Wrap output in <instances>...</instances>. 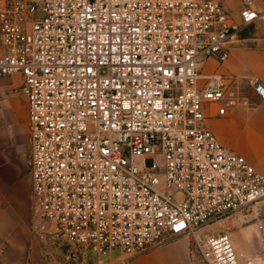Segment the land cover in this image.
<instances>
[{
    "label": "built area",
    "instance_id": "2783aa9c",
    "mask_svg": "<svg viewBox=\"0 0 264 264\" xmlns=\"http://www.w3.org/2000/svg\"><path fill=\"white\" fill-rule=\"evenodd\" d=\"M258 21L255 0H0V76L21 73L28 101L30 235L50 264H135L178 235L204 264H258L207 228L264 197V173L207 127L230 91L202 72Z\"/></svg>",
    "mask_w": 264,
    "mask_h": 264
},
{
    "label": "crops",
    "instance_id": "0c3cea01",
    "mask_svg": "<svg viewBox=\"0 0 264 264\" xmlns=\"http://www.w3.org/2000/svg\"><path fill=\"white\" fill-rule=\"evenodd\" d=\"M230 3L231 0H225ZM264 5V0H255ZM231 48L222 62L206 59L202 72L218 73L228 82L230 94L221 104H210L205 123L228 149L243 154L264 173V98L255 90V78L264 85V23ZM23 76H0V264H50L30 235L31 182L27 165L30 151L28 101L21 90ZM251 207L225 216L224 230L238 253L264 264V197ZM212 230V229H211ZM213 231H215L213 229ZM135 264H204L192 252L185 236L178 235L136 254Z\"/></svg>",
    "mask_w": 264,
    "mask_h": 264
},
{
    "label": "rangeland",
    "instance_id": "374dc122",
    "mask_svg": "<svg viewBox=\"0 0 264 264\" xmlns=\"http://www.w3.org/2000/svg\"><path fill=\"white\" fill-rule=\"evenodd\" d=\"M262 23H264V21H261ZM255 28L249 27L247 29H245L242 33H247V32H252L254 31ZM258 205L254 204L251 206L252 210H257L258 209ZM225 216L219 217L213 221H210L207 225V228L209 229H214L215 231H220V230H224V225L227 223L225 220Z\"/></svg>",
    "mask_w": 264,
    "mask_h": 264
}]
</instances>
